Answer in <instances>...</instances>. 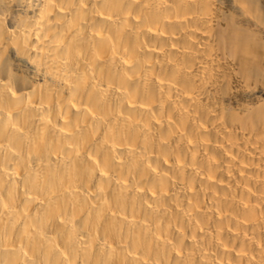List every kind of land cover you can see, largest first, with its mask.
Here are the masks:
<instances>
[{"label":"bare ground","instance_id":"bare-ground-1","mask_svg":"<svg viewBox=\"0 0 264 264\" xmlns=\"http://www.w3.org/2000/svg\"><path fill=\"white\" fill-rule=\"evenodd\" d=\"M0 264H264V0H0Z\"/></svg>","mask_w":264,"mask_h":264}]
</instances>
